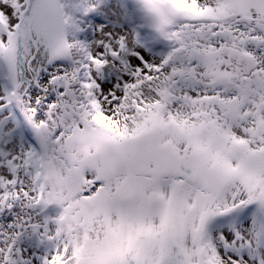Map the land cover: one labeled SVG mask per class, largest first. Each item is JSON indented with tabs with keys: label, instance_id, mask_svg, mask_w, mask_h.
Listing matches in <instances>:
<instances>
[{
	"label": "snow or ice",
	"instance_id": "6c2138e0",
	"mask_svg": "<svg viewBox=\"0 0 264 264\" xmlns=\"http://www.w3.org/2000/svg\"><path fill=\"white\" fill-rule=\"evenodd\" d=\"M0 264H264V0H0Z\"/></svg>",
	"mask_w": 264,
	"mask_h": 264
}]
</instances>
